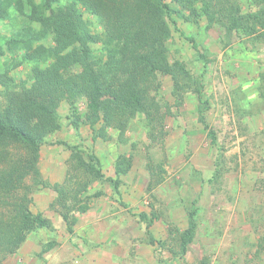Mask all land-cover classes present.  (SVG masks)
Returning a JSON list of instances; mask_svg holds the SVG:
<instances>
[{
	"label": "rangeland",
	"instance_id": "obj_1",
	"mask_svg": "<svg viewBox=\"0 0 264 264\" xmlns=\"http://www.w3.org/2000/svg\"><path fill=\"white\" fill-rule=\"evenodd\" d=\"M1 1L8 11L6 17L0 16V74L9 73L23 98L33 84L36 64L23 59L27 51L23 44L13 49L8 44L29 38L34 48L51 46L53 35L35 38L31 31L39 33L41 26L29 17L30 7L21 13L19 0ZM60 2H77L92 30L104 31L98 17L79 0ZM206 2L213 21L202 3L188 20L174 15L175 23L168 19L167 47L172 63L183 61L202 78L216 143L199 121L195 93L188 92L185 103L176 105L169 74H160L161 86L151 92L161 106L153 121L139 112L121 126L101 122L97 125L101 136L95 141L88 123L74 126L65 97L58 109L60 129L41 148V175L27 181L33 188L32 210L43 213L52 227L32 231L5 264H264V0ZM234 18L245 27H235ZM93 55L98 62L107 59L101 44L93 46ZM128 84L126 74L113 83L120 88ZM104 101L121 107L110 96ZM74 103L85 119L88 98L78 96ZM92 153L101 161L103 178L80 166L78 159L90 162ZM122 154H132L134 162L122 178L121 197L107 177L115 176ZM55 183L65 186L73 205L78 199L90 202L86 213L74 211L78 217L74 233L67 229ZM98 191L101 196L91 197ZM194 200L199 205V229L182 256L178 233L188 225ZM140 212L159 216L151 231L137 215ZM49 243L54 247L43 252Z\"/></svg>",
	"mask_w": 264,
	"mask_h": 264
},
{
	"label": "trees",
	"instance_id": "obj_2",
	"mask_svg": "<svg viewBox=\"0 0 264 264\" xmlns=\"http://www.w3.org/2000/svg\"><path fill=\"white\" fill-rule=\"evenodd\" d=\"M79 1L98 17L104 28L102 33L92 30L77 2L63 5L60 0H44L41 4L36 0L17 1L18 11L26 13L29 6V17L41 26L39 33L31 31L34 37H38L37 34L40 37L52 34L54 43L34 48L33 40L29 38L9 42L11 49L23 44L27 50L23 59L36 64L33 67L34 81L25 97H20L17 83L9 73L0 74V85L4 87L0 90V97L4 95V99H0V264H5L8 256L18 252L32 231L52 227L43 213L32 210L33 188L27 181L41 175V148L47 137L60 129L58 109L65 97L68 96L70 101L74 126L78 129L82 121L88 123L93 129L95 141L101 136L97 128L101 122L121 126L128 117L139 112H144L153 121L155 112L160 113L161 106L152 98L151 92L159 90L160 74H169L174 82L176 105L180 107L185 103L188 92L195 93L199 102V121L209 128L207 111L210 104L204 97L202 78L193 74L183 61L172 63L167 47L171 33L168 19L175 23L174 15L188 20L191 15L198 14V4L202 3L213 21L214 16L206 0ZM7 11L1 1L0 16L6 17ZM233 25L245 27L238 18L233 19ZM95 44L105 48L106 60H95ZM76 66L81 67L80 71H75ZM123 74L129 77L128 86L114 87V79ZM78 96H86L89 101L85 119L81 118L74 103ZM106 96L119 101L120 109L105 102ZM209 136L212 143H216L217 135L210 128ZM90 158V162L79 158L80 166L95 178L105 177L99 157L92 153ZM133 162L132 154L120 155L115 164V176L107 177L121 197L122 178L132 169ZM219 171L218 166L214 177ZM52 187L58 194L67 229L74 233L78 222L74 211L77 209L86 213L91 207L90 202L78 199L73 205L68 200L64 185L55 183ZM101 195L102 192L98 191L91 197ZM137 215L146 222L148 231L159 219L155 212H140ZM198 229L199 205L198 200H194L188 210L186 229L177 232L182 256L195 241ZM53 247L49 243L43 252Z\"/></svg>",
	"mask_w": 264,
	"mask_h": 264
}]
</instances>
